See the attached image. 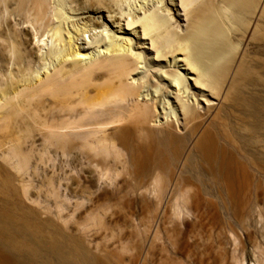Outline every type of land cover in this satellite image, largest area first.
<instances>
[{
  "label": "bare ground",
  "instance_id": "6f19581e",
  "mask_svg": "<svg viewBox=\"0 0 264 264\" xmlns=\"http://www.w3.org/2000/svg\"><path fill=\"white\" fill-rule=\"evenodd\" d=\"M54 1L0 0V264H107L105 260L111 256L106 259L95 256L81 238L68 236L49 219H42L32 207L29 214L25 212L26 202H34V195L29 183L33 175L30 156L24 152L22 144L32 126L38 123L31 104L36 98L50 96L67 105L69 100L79 96L84 98L88 108L134 102L127 116L120 113L117 121L130 122L141 139L152 143L143 149L141 161L144 165L149 159L152 161V169L142 168L144 172L148 171L146 176L155 172L154 191L160 194L156 219L163 217L169 204L170 188L171 195L179 190L173 166L183 150L187 155L183 160L184 167L188 170L200 168V157L210 164L216 182L223 169H238L245 176L251 168L260 167L253 154L246 152L247 147H241L239 142L244 133L237 130L232 120L235 100L252 108L253 111L245 107L243 110L256 119V103H247L242 98L243 90L236 79L240 73L249 71L244 63L245 51L238 53L234 60L226 57L228 63L238 57V68L231 71L223 87V70L215 77L213 69L225 59L224 51L227 50L221 41L226 31L219 22L217 3L225 2L234 8L241 7L239 4L243 2L242 7L252 17L248 22L249 29L242 35L247 45L254 39L259 40L257 34L261 25L256 19H264V6L254 0H159L152 7L140 5L135 11H143V15H138L137 12H124L123 8L117 12L114 8L117 0H79L82 3H77L79 7L73 3L76 9L71 6L68 9L66 3L59 4L62 8L58 9ZM179 8L186 18L185 29L177 14L172 13ZM103 11L109 15H103ZM11 16L19 17L21 26L22 23L30 24L34 34L30 33V26L18 27L19 23L13 22ZM124 20L127 28L122 24ZM136 24L141 25L143 35L150 38L151 49L155 51L153 61H171L166 70L149 71V75L135 77L144 66L141 63L145 57L143 52H135L138 43L122 33L132 34L128 30H134ZM42 45L48 50L43 52ZM33 53L40 61H55L51 63L53 68H46L37 82L28 72ZM211 77L218 80L217 85L211 83ZM92 91L93 95H90ZM168 113H177L176 119H168ZM161 114L168 127L157 136L154 128L160 124ZM257 121L252 124L254 130L263 127ZM43 125L41 134L49 142L59 144L62 133ZM99 140L106 143L105 137ZM104 150L108 152L109 149L105 146ZM259 153L264 155L263 151ZM192 156L196 159L195 164L188 158ZM163 172L171 175L167 186L163 185ZM137 179H141L140 174ZM60 186L61 183L55 190ZM172 211L173 216L167 219L174 225V217L180 219L184 210L176 203ZM168 236L171 238L172 234ZM142 250L139 255L147 252ZM132 258V264H145V259L141 261L134 255ZM160 260V264H184L168 255ZM190 264L197 263L190 261Z\"/></svg>",
  "mask_w": 264,
  "mask_h": 264
},
{
  "label": "rangeland",
  "instance_id": "374dc122",
  "mask_svg": "<svg viewBox=\"0 0 264 264\" xmlns=\"http://www.w3.org/2000/svg\"><path fill=\"white\" fill-rule=\"evenodd\" d=\"M56 1L54 5L58 9L62 8L59 4L66 3L68 9L82 4L79 0H61L64 3ZM157 1L159 0H117L114 8L117 12L123 8L124 12L132 13L137 12L135 10L140 5H146L145 8H148L156 5ZM254 1L264 6V0ZM239 5L241 7L234 8L225 2L216 5L220 13L219 22L226 31L221 41L227 50L224 51L225 59L214 66L213 74L215 77L219 76L223 70V87L231 71L238 68V57L233 63H228L226 59L234 60L238 53L240 55L245 51L244 63L248 65L249 71L240 73L236 79H239L240 88L243 90L242 98H245L247 103H256V119L251 114L246 115L243 110L244 107L252 108L235 100L232 120L237 125V130L241 134L244 133L239 142L243 145L241 147H247L246 152L250 151L260 162L259 168H251L245 176L238 169H223L219 182H216L210 164L200 157V168L191 167L192 169L188 170L184 167L183 160L187 155L183 150L173 166L179 190H175L171 195L170 188L167 196L169 204L163 217L156 219V207H160L157 205V197L160 194L157 195L159 191H154L155 172L146 176L148 171L144 172L145 169L142 168L152 169V161L149 159L146 165L141 161L143 149L152 143L141 139L130 122L117 121L120 113L124 117L127 116L134 102L88 108L84 98L79 96L73 97L67 105H62L60 100L50 96H42L31 103L33 111L37 113L38 123L32 126L22 144L24 152L30 156L33 173L29 183L34 202H26V214L30 213L29 208L32 207L40 213L42 219H49L68 236L81 238L95 256L106 259L111 255L105 260L107 264H132L133 255L138 256L141 261L145 259V264H160V259L167 255L173 260L183 261L184 264H190V261L197 264H264V174L260 173H264V155L259 153H264V19H256L261 25L258 29L259 35L257 34L259 40L254 39L256 42L251 41L247 45L246 41L242 40V35L249 29L248 22L252 17L248 10L242 7L243 2ZM179 9L173 10L172 13L177 14V19L185 29L186 18ZM141 12L143 11L136 14L143 15ZM102 14L109 15L107 11ZM11 18L13 22L20 21L19 17ZM20 24V28L30 26ZM122 24L127 28L125 20ZM110 28L115 27L110 25ZM29 29L30 33L34 34L31 26ZM128 31L132 34L122 35L132 37L134 42L138 43L136 46L140 48L134 50L143 52V61L146 62L141 63V66H144L135 77H144L149 75V71L155 73L159 69L168 68L170 60L153 61L155 51L151 49L150 38L143 35L141 25L136 24L134 30ZM42 47L43 52L48 50L46 45ZM34 54L33 59L32 55L30 56L31 71L28 72L33 81L37 82V78L44 75L46 68H53L51 63L54 60H51V63L50 59L40 61ZM42 61H48L51 65L46 66L47 63ZM210 80L217 85V79L211 77ZM89 94L93 95V91ZM65 108L67 109L64 110ZM168 110L166 109V112ZM175 114L168 113L167 118L175 120ZM161 116L160 124L154 128L157 136L162 135V131L168 127L164 125V115ZM256 120L263 125L260 130L251 128ZM41 123L62 133L59 144L49 142L45 135L41 134ZM103 137L106 138V143L102 140ZM105 146L108 147V152L104 150ZM197 149L193 148L195 151ZM137 158L139 162H136ZM188 158L190 163L195 164L194 156ZM139 174L140 180L137 179ZM163 176V185L167 186L171 175L163 172ZM51 182H54L55 186ZM59 183L61 186L56 191ZM176 203L182 206L184 211L180 219L175 215L179 220L174 217L176 224L172 225L167 218L173 216L172 210ZM103 204H106L104 208L100 207ZM169 232L172 239L168 236ZM149 245H152V248ZM140 250L143 253L147 251L146 258L145 254H138Z\"/></svg>",
  "mask_w": 264,
  "mask_h": 264
}]
</instances>
